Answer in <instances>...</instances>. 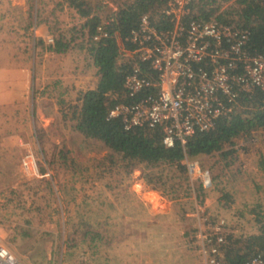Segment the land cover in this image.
Returning a JSON list of instances; mask_svg holds the SVG:
<instances>
[{
  "label": "rangeland",
  "instance_id": "obj_1",
  "mask_svg": "<svg viewBox=\"0 0 264 264\" xmlns=\"http://www.w3.org/2000/svg\"><path fill=\"white\" fill-rule=\"evenodd\" d=\"M88 1L108 18L124 0ZM84 23L68 0H0V244L28 264H202L196 208L225 218L228 244L258 234L264 128L225 158H189L209 169L206 192L184 164L130 161L74 128L98 82ZM49 36L70 45L55 53Z\"/></svg>",
  "mask_w": 264,
  "mask_h": 264
},
{
  "label": "built area",
  "instance_id": "obj_2",
  "mask_svg": "<svg viewBox=\"0 0 264 264\" xmlns=\"http://www.w3.org/2000/svg\"><path fill=\"white\" fill-rule=\"evenodd\" d=\"M236 0H211L207 8L215 11L206 20L192 16L197 0H168L155 13L143 14L136 29L121 39L117 11L99 16L93 41L111 36L117 42L116 64L125 67V101L109 109L107 119H119L125 130L135 127L160 128L165 147L179 143L183 149L196 133L211 130L218 118L243 108L240 98L252 100L260 95L264 108V54L250 51V30L226 14ZM54 43V38H46ZM237 149V148H236ZM185 165L192 179H199L202 191L213 189L208 168L199 161ZM25 167L31 169L30 161ZM196 208L199 222L202 264H225L224 250L229 228L223 216L210 217ZM0 264H28L8 247L0 244ZM243 264H264L255 254Z\"/></svg>",
  "mask_w": 264,
  "mask_h": 264
},
{
  "label": "trees",
  "instance_id": "obj_3",
  "mask_svg": "<svg viewBox=\"0 0 264 264\" xmlns=\"http://www.w3.org/2000/svg\"><path fill=\"white\" fill-rule=\"evenodd\" d=\"M168 0H124L118 6L117 29L122 40L136 29L140 18L146 13H155ZM227 1V0H224ZM211 0H197L192 6V16L206 20L215 11L207 8ZM69 6L85 18L86 41L80 45L92 58L98 71V82L92 89L86 90L81 98V104L75 116L74 128L85 138L96 139L104 143L111 151L122 154L124 159L152 165L159 162L180 166L185 154L189 158L201 155H211L221 152L224 158L231 150L222 151L240 133L253 129L264 128V108L260 106V95L254 99L240 98L243 108L234 110L228 116H222L214 127L205 132L194 134L184 149L179 143L167 148L162 143L163 134L160 128L135 127L125 130L119 119H107L109 109L119 101H125L123 76L125 67L116 64L117 42L111 36L99 41H93L92 36L100 18L94 12L100 4L93 7L88 0H68ZM94 12V13H93ZM226 14L237 16V22L250 30L248 46L251 52L264 54V0H236ZM73 35H72V39ZM126 45H129L125 41ZM70 41L63 36L56 38L49 49L55 53L66 51ZM182 167V166H181ZM182 168H185L184 166ZM200 189L202 187L200 185ZM229 198V195L225 194ZM259 233L244 239H235L226 244L223 261L225 264H243L255 254L264 257V222L258 216ZM228 239V236H227Z\"/></svg>",
  "mask_w": 264,
  "mask_h": 264
},
{
  "label": "crops",
  "instance_id": "obj_4",
  "mask_svg": "<svg viewBox=\"0 0 264 264\" xmlns=\"http://www.w3.org/2000/svg\"><path fill=\"white\" fill-rule=\"evenodd\" d=\"M42 31H43V29H42ZM96 85H94L92 88H94ZM91 88V89H92ZM201 156H210V155H201ZM197 159V158H196ZM261 164H263L264 165V162L263 161H261ZM190 200H192V199H190ZM216 204V203H215Z\"/></svg>",
  "mask_w": 264,
  "mask_h": 264
}]
</instances>
